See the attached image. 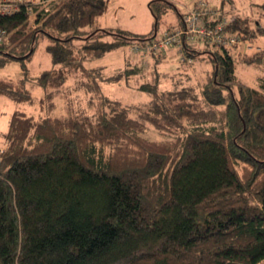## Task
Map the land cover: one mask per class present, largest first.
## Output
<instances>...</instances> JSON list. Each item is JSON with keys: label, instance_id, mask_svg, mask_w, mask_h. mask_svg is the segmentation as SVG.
<instances>
[{"label": "trees", "instance_id": "trees-1", "mask_svg": "<svg viewBox=\"0 0 264 264\" xmlns=\"http://www.w3.org/2000/svg\"><path fill=\"white\" fill-rule=\"evenodd\" d=\"M16 1L0 17L10 34L0 43V69L19 61L22 75H0V95L36 101L39 116L15 109L0 144V264H264V78L260 88L237 78L240 44H210L218 48L213 69L199 85L167 89L156 74L137 88L151 99L126 104L103 84L140 68L107 75L86 61L155 33L118 28L129 38L105 39L112 29L98 21L110 0H54L47 11L45 0ZM220 1L202 22L227 20L225 30L241 42L264 35V21ZM260 6L264 14V0ZM153 11L158 25L166 11ZM44 37L53 66L32 78L28 62ZM28 80L44 90L40 97ZM79 91L98 94L92 111L68 102L67 115L53 114L56 97ZM151 126L175 137L148 139Z\"/></svg>", "mask_w": 264, "mask_h": 264}, {"label": "rangeland", "instance_id": "rangeland-1", "mask_svg": "<svg viewBox=\"0 0 264 264\" xmlns=\"http://www.w3.org/2000/svg\"><path fill=\"white\" fill-rule=\"evenodd\" d=\"M181 4L182 6L187 7L188 9L184 12L183 15H185L191 8L190 4L192 6V0H110L109 6L107 9V12L103 14L98 23L100 25H106L107 27H111V31L107 30L104 27H100L101 29H105L108 31V33L105 35V39L112 40L114 35L118 34L121 36H124L121 33H118L119 29L128 30L130 32H138V33H149L153 34L155 33L154 38H148L144 39L142 41H131L129 44L121 46L117 51L109 53L110 55L93 60H87L86 65L88 67L93 66H103L105 69V73L107 75H111L117 71L118 68H122L125 65L124 59L128 57L129 66H133L132 63L135 60V56L129 55V50L133 53H142V52H136L133 49V45H140L142 46L145 51H148L147 47L148 44L153 43L154 41L158 40V38L163 35L164 33L168 32H174L177 26H175L179 21H181V17L178 14V11L176 10L174 6V2H177ZM202 0H196L194 5L196 6V9H200L199 3ZM53 2V1H52ZM55 2V1H54ZM207 4H210L212 7H215L213 3H211L209 0H205ZM224 10H232L233 12H241L243 14H248L252 21H264V14H261L262 7L260 6L261 0H224ZM52 4V3H50ZM54 5V4H53ZM152 5V6H151ZM157 12H159V9L164 8L165 13L161 15L159 18V23L157 25V16L153 9ZM190 8V9H189ZM215 11V9H214ZM213 11V12H214ZM211 13V12H210ZM209 14V13H208ZM184 17V16H183ZM203 17V16H202ZM219 20V19H218ZM245 21H247L245 19ZM218 22V21H217ZM214 23V25L217 24ZM225 27L228 26V21H225ZM248 22V21H247ZM166 30L161 32V30L164 27ZM183 27V26H182ZM119 28V29H118ZM160 30V33L157 34V31ZM96 32V31H95ZM95 32L91 33L88 37L95 34ZM86 37V38H88ZM126 38H129V36H124ZM203 40L200 41L194 50L189 51V54L186 51H183L182 47V53L184 58H192L193 62H185L186 66L177 68L176 72L170 71L169 73H163L158 70V67L153 66V62H155L154 57L157 56L155 52H145L142 53L143 55H137L142 60H144V68L139 66V73L130 75L129 80H123L121 82H111V83H105L103 84L104 92L108 95H110L113 98H117L121 100L122 102L126 104H136V105H143L144 103H147L149 101L150 96L141 91L138 90V86L144 82L148 81H154L156 74L161 75V86L164 88H174V90H179L180 85L182 84H197L199 85L201 81L206 78L209 74L212 72V67L214 63V59L211 57V51H214L218 48L206 43V39L202 37ZM205 41V42H204ZM49 42L48 37H44L39 40L38 46L31 56V59L28 62V67L30 69V75L32 78L36 77L41 71L44 69H49L53 66V62L51 60V57L46 49L47 43ZM263 44L264 45V35H260L257 41L253 42V44ZM248 44H246L244 41L240 43V48L237 50V52H233V60H234V66H235V74L239 80H241L244 84L254 87V88H260L261 80L264 78V49L261 47H258V52L248 51L243 52ZM174 47V46H173ZM179 47V46H178ZM169 49V48H168ZM167 50V49H166ZM166 50L163 49V51H159V55L162 52H165ZM208 51L209 53H200ZM121 54L122 57L117 58V53ZM237 54V55H236ZM250 56L251 58H256V55H259L258 57L260 60H255L254 62L248 64L246 61H244V57L242 55ZM129 55V56H128ZM158 55V56H159ZM106 56V57H105ZM116 57V58H115ZM132 60V61H130ZM108 62H112L111 64H107ZM139 64H142V61H139ZM166 68H169V66H165ZM207 69H209V72L207 73ZM0 75L3 77H9L12 79H18L22 75L21 70V63L19 61H13L8 64H6L4 67L0 69ZM167 75V76H166ZM28 87L32 89V92L35 96V98L40 97L44 90L37 85H34L32 80H28L27 83ZM236 89V87L233 88ZM62 94V93H60ZM234 94V93H233ZM55 98L57 107L54 110L53 114L57 116H65L67 113H69V103L71 102L73 109L78 108H84L87 111L93 110V105L98 102V94L96 93H89L85 94L82 91L79 92H69L65 95V98L63 95ZM71 97V98H69ZM35 101V105H36ZM35 105L30 104H20L16 101L0 95V109L2 111L0 116V141L2 143L5 142V132L8 128V122L9 117L11 113L15 109H22L27 112H33L36 114V116H39V109L36 108ZM69 107V108H68ZM137 112H132V116H136ZM144 137H147L148 139H172L175 137L174 133L170 132H162L160 130L154 129L152 126L146 130L143 134Z\"/></svg>", "mask_w": 264, "mask_h": 264}, {"label": "built area", "instance_id": "built-area-1", "mask_svg": "<svg viewBox=\"0 0 264 264\" xmlns=\"http://www.w3.org/2000/svg\"><path fill=\"white\" fill-rule=\"evenodd\" d=\"M54 0H45L41 1L43 10H49L50 6ZM16 0H0V17L2 15H7L13 13L17 9ZM191 8V9H190ZM190 10L184 15L185 25L183 27L176 28L174 32H166L161 35L158 40L154 41L145 46L148 51H145L140 45H133V49L136 52H155L157 54L159 51H163L173 47L179 46L182 47L185 43H194L197 36L204 37L207 42H211L213 44H217L219 46H223L226 48H233L235 45L241 43V41L235 37L228 34L225 30L226 20H219L216 25H206L202 22V16L206 15L210 12H213L215 7H212L210 4H207L205 0L200 1L199 7L200 9H196L194 3L190 6ZM30 9V8H29ZM32 10V9H30ZM30 22L36 19V13L30 11ZM35 26V25H33ZM10 34L8 31L0 27V43L8 42ZM152 51V52H151Z\"/></svg>", "mask_w": 264, "mask_h": 264}, {"label": "crops", "instance_id": "crops-1", "mask_svg": "<svg viewBox=\"0 0 264 264\" xmlns=\"http://www.w3.org/2000/svg\"><path fill=\"white\" fill-rule=\"evenodd\" d=\"M187 1H191V0H187ZM193 2H195L196 0H192ZM211 3H213L214 5H217V6H220L221 5V1L220 0H209ZM193 2H192V4H193ZM223 5H225V4H223ZM174 6H175V8H176V10L178 11V14L180 15V17H181V21H179L175 26H177V27H179V26H181L182 24H184L183 22H184V12L188 9L187 7H185V6H182L181 4H179L178 3V1L177 2H174ZM190 6H191V4H190ZM100 19V18H99ZM100 25V24H99ZM100 27H104V28H111V27H107L106 25L104 26V25H100ZM169 26H167V27H164L162 30H161V32H163L164 30H166L165 28H168ZM135 33H138V32H135ZM160 33V30H158L157 31V34H159ZM138 34H143V33H138ZM144 34H149V33H144ZM245 42V41H244ZM246 44H248L247 45V47L245 48V50L243 51L244 53L245 52H248V51H253V52H258V47H261V48H263L264 49V45L262 44H258V43H256V44H253V43H250V42H245ZM119 49V48H118ZM118 49H116V50H114V51H111V52H109V53H112V52H115V51H117ZM130 52H129V55H132V56H135L134 58H135V60L136 61H132V60H130V61H132V62H130V63H132V65H133V67H134V64L136 65V66H141V67H143L144 68V60H142V58H140L139 59V55L141 56V55H143L142 53L140 54V53H133L132 51H131V49L129 50ZM109 53H107L106 54V56H108V55H110L109 57H111V54H109ZM117 54V58H116V60L118 59V58H120V57H122V55L121 54H118V52H116ZM203 53V52H202ZM183 54L184 53H182V50H181V48L180 47H178V46H174V47H170L169 49H167L165 52H162L159 56L157 55V56H155L154 57V60H155V62H153V66L155 67H158V70L160 71V72H163V73H169V70L170 71H173V72H176V71H178V70H176L177 68L179 69L181 66L182 67H186L187 65H186V63L185 62H187V63H189V62H193V60L192 59H186V58H184L183 57ZM128 55V56H129ZM138 55V56H137ZM105 56V57H106ZM104 57V56H103ZM186 59V60H185ZM124 61H125V65H124V67L126 66V65H128L129 64V61H128V57L127 58H125L124 59ZM139 61H142V64H139ZM112 62H108L107 64H111ZM169 66V68H166L165 66ZM103 67H104V65H103ZM155 67V68H156ZM188 67V66H187ZM123 68V67H122ZM120 68H118L117 70H119ZM105 70V69H104ZM207 73L209 72V69H207V71H206ZM10 118V117H9ZM0 143H1V141H0Z\"/></svg>", "mask_w": 264, "mask_h": 264}, {"label": "water", "instance_id": "water-1", "mask_svg": "<svg viewBox=\"0 0 264 264\" xmlns=\"http://www.w3.org/2000/svg\"><path fill=\"white\" fill-rule=\"evenodd\" d=\"M218 69H219V66H218V64H216V70H215V79H216V77H217V74H218Z\"/></svg>", "mask_w": 264, "mask_h": 264}]
</instances>
